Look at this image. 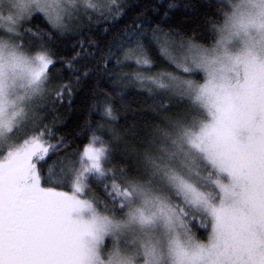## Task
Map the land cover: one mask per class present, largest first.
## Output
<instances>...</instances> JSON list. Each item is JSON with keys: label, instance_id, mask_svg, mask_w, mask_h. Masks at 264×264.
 I'll use <instances>...</instances> for the list:
<instances>
[{"label": "snow or ice", "instance_id": "obj_1", "mask_svg": "<svg viewBox=\"0 0 264 264\" xmlns=\"http://www.w3.org/2000/svg\"><path fill=\"white\" fill-rule=\"evenodd\" d=\"M79 2L0 0V21L7 22L0 24V264H264V0H228L208 48L154 31L161 55L180 72L204 76L199 82L192 75H134L141 86L187 99L195 109L191 118L170 120L142 152L131 150L134 177L118 181L105 167L111 141L120 139L118 116L105 102L104 119L71 164V176L49 172L51 183L42 184L50 153L68 142L53 144L46 128L16 136L35 122L34 102L56 60L43 47L27 51L20 37L41 40L24 27L37 14L58 34L71 31ZM111 3L118 15L117 0ZM85 7L104 15L90 0ZM139 35L127 37L135 45L123 60L150 68ZM61 88L60 99L71 91ZM92 182L104 185L106 203L88 195ZM61 184L71 191L58 190ZM193 221L206 239L195 237Z\"/></svg>", "mask_w": 264, "mask_h": 264}, {"label": "trees", "instance_id": "obj_2", "mask_svg": "<svg viewBox=\"0 0 264 264\" xmlns=\"http://www.w3.org/2000/svg\"><path fill=\"white\" fill-rule=\"evenodd\" d=\"M85 1L79 2L83 8H78L71 31L58 34L42 14H37L26 21L24 27L40 35L42 42L31 35L21 34L20 37L27 51L43 47L56 60L49 69L50 83L45 95L38 99L35 122L25 129L26 134L46 128L51 131L53 144L68 142L54 157L50 153L51 163L41 169L42 184L51 183L47 179L49 172L71 176V164L79 157L98 122L104 119L101 113L105 102L111 103L118 116L115 125L120 135L118 141H111L115 147L105 167L111 169L118 181L125 178V174L134 177L138 160L131 150L142 152L159 130L168 127L170 120L191 118L195 112L187 99L155 90L151 85L141 86L133 79L138 71L148 75L190 76L175 71L161 55L153 39L154 31L167 34L176 44L208 48L215 43L222 14L228 11V0H117L120 11L113 15L116 5L111 0H90L104 12L99 15L97 11L86 9ZM136 33L140 34L144 50L152 60L150 68L140 69L133 61L123 60L124 50L135 45V41L129 44L127 37ZM191 75L202 81L201 73ZM61 85L71 90L70 94L63 90L62 99L57 96L62 91ZM161 102H166L167 108L159 107ZM101 132L107 136L106 130H98L97 134ZM45 135L47 137L48 133ZM66 154L71 155V161L65 159ZM105 179L111 183L108 177ZM57 188L71 191L68 184ZM88 195L97 202H107L102 183L92 182ZM189 226L197 239H206V230L200 228L197 221Z\"/></svg>", "mask_w": 264, "mask_h": 264}, {"label": "rangeland", "instance_id": "obj_3", "mask_svg": "<svg viewBox=\"0 0 264 264\" xmlns=\"http://www.w3.org/2000/svg\"><path fill=\"white\" fill-rule=\"evenodd\" d=\"M81 1V0H80ZM86 2V1H85ZM81 6H83V5H81ZM80 5H79V3H78V5H77V7L78 8H83V7H81ZM87 9V8H86ZM0 24H2L3 26H7V22L6 21H0ZM194 48H200V47H196V46H193ZM201 48H206V47H201ZM169 62L171 63V61L169 60ZM171 65L173 66V68L175 69V71H179L176 67H175V65L173 64V63H171ZM183 73V72H182ZM185 75H191V74H194V73H184ZM196 74V73H195ZM202 75V81L201 82H203V76H204V74L203 73H201ZM155 89V88H154ZM156 90V89H155ZM45 92H46V88H45V90H44V92H43V94H42V96L43 95H45ZM171 94V93H170ZM174 96V95H173ZM39 99V98H38ZM38 99L34 102L35 103V108H36V105H37V102H38ZM30 127V126H29ZM26 129V128H25ZM23 130L22 132H20V133H18V135L16 136V139L17 140H20L22 137H23V135L25 134V132H26V130ZM122 179H124V178H122L121 177V180Z\"/></svg>", "mask_w": 264, "mask_h": 264}]
</instances>
